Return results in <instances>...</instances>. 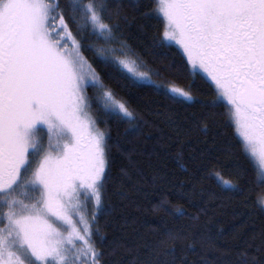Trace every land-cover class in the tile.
I'll list each match as a JSON object with an SVG mask.
<instances>
[{"label":"snow or ice","instance_id":"snow-or-ice-1","mask_svg":"<svg viewBox=\"0 0 264 264\" xmlns=\"http://www.w3.org/2000/svg\"><path fill=\"white\" fill-rule=\"evenodd\" d=\"M149 7L143 15L163 28L153 48L182 51L166 71L210 81L208 106L228 107L243 152L259 158L245 183L264 210V0H152ZM127 21L114 0H0V264H106L98 220H84L80 197L106 213L111 137L99 124L136 120L114 82L197 103L191 84L163 85L153 79L158 71L140 70L147 66L124 38ZM213 175L225 191L243 194L246 172L238 169L235 181ZM185 238L169 231L145 264H176L161 260V250L171 255ZM196 248L195 239L186 244ZM257 251L242 252L237 264H264V248Z\"/></svg>","mask_w":264,"mask_h":264},{"label":"trees","instance_id":"trees-1","mask_svg":"<svg viewBox=\"0 0 264 264\" xmlns=\"http://www.w3.org/2000/svg\"><path fill=\"white\" fill-rule=\"evenodd\" d=\"M123 5L128 21L124 25L125 39L147 67L143 71H158L153 78L163 85L188 89L197 98L195 105L177 103L151 87H136L123 81L126 87L113 83L121 96L132 101L131 109L138 131L131 123H101V130L110 133L111 169L106 184V213L96 214L98 236L103 243L106 264H145L153 249L167 241V233H185V240L175 251L161 260L175 258L176 264H237L244 251L258 254L264 248V210L249 195L245 179H252V169H258L252 157L243 152L228 107H209L214 98V85L187 74L175 76L165 65L180 61L182 52L175 45L171 50L153 48V38L163 31L161 21L145 18L152 0H114ZM154 6V5H153ZM94 115L100 113L94 110ZM208 124L207 132L202 125ZM129 129V131H125ZM246 172L240 178L243 194L225 191L218 184L215 172L225 180H236L237 170ZM233 173V175H229ZM181 209L183 215L175 213ZM92 212L89 213L91 218ZM201 236L211 238L201 243ZM195 239V251L186 244Z\"/></svg>","mask_w":264,"mask_h":264},{"label":"rangeland","instance_id":"rangeland-1","mask_svg":"<svg viewBox=\"0 0 264 264\" xmlns=\"http://www.w3.org/2000/svg\"><path fill=\"white\" fill-rule=\"evenodd\" d=\"M176 46V45H175ZM176 47H178V46H176ZM182 52V51H181ZM140 70L141 71H143L141 68H140ZM154 80H156L155 78H153ZM173 86V85H172ZM175 86V85H174ZM177 87V86H176ZM231 116V115H230ZM100 128V127H99ZM102 131H104V130H102ZM237 133H238V131H237ZM238 135H239V133H238ZM240 136V135H239ZM241 138V137H240ZM242 139V138H241ZM251 157H252V159L254 160V162L256 163V165H257V167H258V169H259V167H260V160H259V158L257 157V156H252L251 154H249ZM80 202L82 203V204H84V206L81 208V212H82V214H83V216H84V220L86 221V222H90V216H89V213L90 212H92V214L91 215H93L94 213H95V207H94V205L93 204H88V203H86L85 201H84V198H83V196H81L80 197ZM78 226H81L82 227V225H78ZM77 247H81V245H77Z\"/></svg>","mask_w":264,"mask_h":264}]
</instances>
